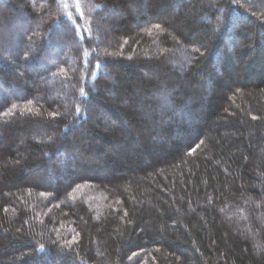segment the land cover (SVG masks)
<instances>
[{
  "label": "trees",
  "instance_id": "1",
  "mask_svg": "<svg viewBox=\"0 0 264 264\" xmlns=\"http://www.w3.org/2000/svg\"><path fill=\"white\" fill-rule=\"evenodd\" d=\"M77 4L0 0V264H264V0Z\"/></svg>",
  "mask_w": 264,
  "mask_h": 264
},
{
  "label": "rangeland",
  "instance_id": "2",
  "mask_svg": "<svg viewBox=\"0 0 264 264\" xmlns=\"http://www.w3.org/2000/svg\"><path fill=\"white\" fill-rule=\"evenodd\" d=\"M67 6H68V14L71 16H75L78 11H77V7H76V0H66ZM2 27V26H1ZM0 27V29H1Z\"/></svg>",
  "mask_w": 264,
  "mask_h": 264
},
{
  "label": "snow or ice",
  "instance_id": "3",
  "mask_svg": "<svg viewBox=\"0 0 264 264\" xmlns=\"http://www.w3.org/2000/svg\"><path fill=\"white\" fill-rule=\"evenodd\" d=\"M76 7H77V9H78V8H79V5L77 4V5H76ZM157 27H158V26H157ZM61 71H63V69H61ZM83 91H84V90H83V89H81V93H82V94H83ZM76 111H77V113H79L80 109H79V108H77V110H76ZM193 151H194V149H193ZM41 247H43V246H41Z\"/></svg>",
  "mask_w": 264,
  "mask_h": 264
}]
</instances>
